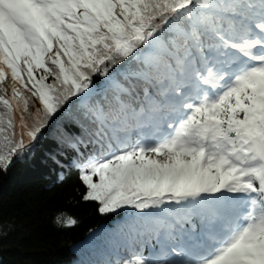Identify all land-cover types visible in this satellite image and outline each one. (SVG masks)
<instances>
[{
	"label": "snow or ice",
	"instance_id": "6c2138e0",
	"mask_svg": "<svg viewBox=\"0 0 264 264\" xmlns=\"http://www.w3.org/2000/svg\"><path fill=\"white\" fill-rule=\"evenodd\" d=\"M37 153L119 217L77 264H264V0H0V171Z\"/></svg>",
	"mask_w": 264,
	"mask_h": 264
},
{
	"label": "trees",
	"instance_id": "16d2710c",
	"mask_svg": "<svg viewBox=\"0 0 264 264\" xmlns=\"http://www.w3.org/2000/svg\"><path fill=\"white\" fill-rule=\"evenodd\" d=\"M78 186L76 173L57 182L39 153L0 171V226L13 225L7 237L0 238V264H77L78 247L90 230L110 228L119 219L100 215L94 203H71ZM60 211L75 216L77 226L58 227L54 218Z\"/></svg>",
	"mask_w": 264,
	"mask_h": 264
}]
</instances>
